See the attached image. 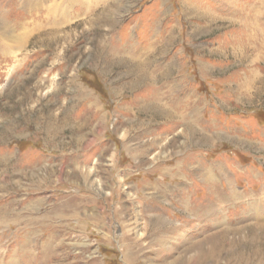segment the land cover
<instances>
[{"label": "rangeland", "instance_id": "1", "mask_svg": "<svg viewBox=\"0 0 264 264\" xmlns=\"http://www.w3.org/2000/svg\"><path fill=\"white\" fill-rule=\"evenodd\" d=\"M0 44V264H264V0H0ZM203 165L240 195L197 217Z\"/></svg>", "mask_w": 264, "mask_h": 264}, {"label": "bare ground", "instance_id": "2", "mask_svg": "<svg viewBox=\"0 0 264 264\" xmlns=\"http://www.w3.org/2000/svg\"><path fill=\"white\" fill-rule=\"evenodd\" d=\"M103 4H107V3H105L103 1ZM52 12L55 13L56 11L55 10H50L49 12H47L48 16ZM104 13H105V14H103L104 16L103 15L101 16L102 22H109L110 24H112L113 23V19H112V16H111L110 11H107V12H104ZM51 15H53V14H51ZM0 47L3 50L6 49L5 45H3V44H0ZM123 57H124V55H123ZM123 57H121V59H123ZM130 61L131 62H129L130 65H129L128 71L130 70L129 73L135 74V77H136L135 78L136 81H131L130 87L133 88V87H138L139 85L141 86L143 84H146V85L147 84H152L153 81H146L147 79H152V77H154L152 74H150L148 72L150 70L149 67H151V65H150L151 63L149 64V62L145 61L144 59L143 60H135V59H132ZM159 92H160V90L159 91H155V92H153L152 95L148 96L146 99L145 98H141L140 100H138V104H137L138 109L141 110V111L150 112V113L156 111L163 118L169 119V120L170 119H173V118H177V119H175V121L177 120L176 123L183 122L186 125L187 139H189L190 142L193 141L195 134H198V133H197V129L194 127L195 125L192 123V120L189 118V116L187 114V112H189L188 109H186L187 112L179 111L178 110L179 108L176 107L175 104L173 102H171V101H169V103L166 102V103L163 104L160 101V95H159L160 93ZM163 93L165 94V96H168L170 94V91H168V94L165 91ZM95 106H97V105H95ZM104 121L105 120H102V119L99 120V123L97 125H99L98 127H100V129L102 127H104V125L107 123V122L104 123ZM151 121L152 120H150V122ZM143 123H145V122L143 121ZM84 124H85V122H84ZM200 131L202 132V135H203V138H204L202 140L203 142L206 143V142H208L209 140H211L213 138V137H211L210 135H208L206 133L205 129H201ZM200 144H202V143H200ZM186 146H187V144H186ZM185 161L186 160H183L181 162L180 160H178L176 162V164H175V167L173 169H171V171H175L174 174L176 175V174H178V171L180 169V172L183 171L184 173L187 174V176H186L187 177V180H190V178H192V176L194 174V169L193 168L191 169L189 167V165H187L185 163ZM213 168H214L213 165L204 166L202 168V171H203V173L201 175V180H202V184H203L202 186L204 187V189L206 191L205 192V195H204L205 197L203 198L202 201H194V200H192V198L194 199V197L190 193L191 190L190 191L188 190V192H185L186 197H188V198L185 197L186 198V201H185L186 207H187L188 212L190 214H192L193 216L200 217L199 216L200 215V212L202 213L201 215H203V216L208 214V211L210 209V206L215 205V203L212 201V199H210L212 196L215 197V199H216L217 202H221L222 203V202H225L228 199L229 200L231 198L233 199V196L234 197H237V196L240 195L239 193H235L234 192L235 190L232 189V188L229 189L231 191L230 194H229V191H227V189H224V188L220 187L218 185L219 184L218 179L217 180L214 179L215 173H213ZM219 169H220V167H219ZM222 169H220V171L223 173V170ZM160 182H161V180H160ZM157 186H159V183H157L155 187H157ZM71 204L72 203H67V204H64L63 206H64V208L66 210L72 211L73 212L72 215H75L76 214V210H77V206H76V204H73V205H71ZM13 213H14V215H16V216H14L15 221H20V220H23L24 219L22 216H20L19 213H16V212L10 211V210L8 211V210H2V209H0V225L6 220V216H8L10 214H13ZM65 213L66 212L56 211L55 212V215H56V217L60 218V217H64V215H66ZM51 215H52L51 213L50 214H46L42 219H44V220L45 219L46 220L49 219L50 220L52 218ZM32 219H34V218H32ZM32 219H29V221H27V222L31 223ZM159 222H160L159 219H157L155 221V223H157L156 225L158 227L161 226ZM261 230H264V228H262ZM27 243H28V240H27ZM29 244L30 243H28V246H29ZM25 246H26L25 247L26 249L24 250L25 254L26 255H30L31 254V249L28 248L27 245H25ZM49 247H48V249H49ZM47 253H49V252H47ZM251 256H253V257L262 256L264 258V251L255 249V250L252 251ZM47 257H48V255H47ZM251 262H252V260H251ZM245 264H250V263L246 262Z\"/></svg>", "mask_w": 264, "mask_h": 264}]
</instances>
